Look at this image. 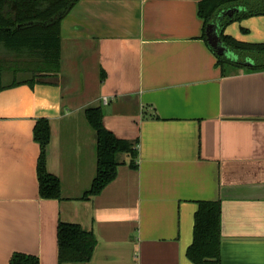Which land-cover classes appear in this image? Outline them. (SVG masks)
Segmentation results:
<instances>
[{"label":"crops","instance_id":"crops-1","mask_svg":"<svg viewBox=\"0 0 264 264\" xmlns=\"http://www.w3.org/2000/svg\"><path fill=\"white\" fill-rule=\"evenodd\" d=\"M198 2L78 0L60 21L58 73L33 72L32 59L0 44V264L15 251L59 264L58 221L96 237L89 262L62 264H193L185 251L199 200L220 202V257L202 264H264V69L221 73ZM241 9L209 23L219 30ZM223 33L264 42V14ZM88 106L137 140L138 154L136 168L119 154L116 177L84 199L95 174ZM39 117L60 199L38 192Z\"/></svg>","mask_w":264,"mask_h":264},{"label":"trees","instance_id":"trees-1","mask_svg":"<svg viewBox=\"0 0 264 264\" xmlns=\"http://www.w3.org/2000/svg\"><path fill=\"white\" fill-rule=\"evenodd\" d=\"M78 0H0V44L15 55L32 59L31 70L58 73L60 70V21ZM241 6L233 16L224 18L218 30L224 45L240 57H249L252 64H243L216 53V63L225 73L226 67L246 70L264 69V42H244L224 34V27L233 21L264 14V0H199L198 15L206 25L222 8ZM247 29L242 28V31ZM103 71H101L102 73ZM88 124L95 131V174L90 186L79 198L98 194L113 180L122 163L118 156L125 153L129 166L137 167V140L117 137L103 124L101 106L84 109ZM33 138L39 145L36 172L38 192L42 198H61L60 180L46 167V149L50 140V124L46 117L36 119ZM57 259L64 262H89L96 245L92 230L74 222L58 221L56 227ZM193 264L217 263L220 257V202L199 200L194 212L192 241L185 251ZM8 264H39L33 254L15 251Z\"/></svg>","mask_w":264,"mask_h":264},{"label":"water","instance_id":"water-1","mask_svg":"<svg viewBox=\"0 0 264 264\" xmlns=\"http://www.w3.org/2000/svg\"><path fill=\"white\" fill-rule=\"evenodd\" d=\"M206 39L210 47L220 55H224L227 58H230L231 60L238 59V54L230 50L226 45L223 44L221 41L219 34H218V28L214 26L213 23H208L206 26ZM243 64H252V60H250L249 57L245 58V61L242 62Z\"/></svg>","mask_w":264,"mask_h":264},{"label":"built area","instance_id":"built-area-1","mask_svg":"<svg viewBox=\"0 0 264 264\" xmlns=\"http://www.w3.org/2000/svg\"><path fill=\"white\" fill-rule=\"evenodd\" d=\"M102 100H103L104 102H106V101H107L106 97H103V98H102Z\"/></svg>","mask_w":264,"mask_h":264},{"label":"rangeland","instance_id":"rangeland-1","mask_svg":"<svg viewBox=\"0 0 264 264\" xmlns=\"http://www.w3.org/2000/svg\"><path fill=\"white\" fill-rule=\"evenodd\" d=\"M243 57H241V59H242Z\"/></svg>","mask_w":264,"mask_h":264}]
</instances>
